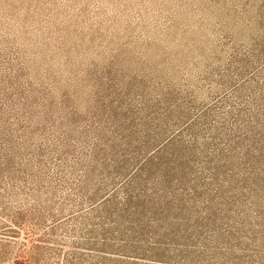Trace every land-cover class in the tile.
I'll use <instances>...</instances> for the list:
<instances>
[{
    "label": "rangeland",
    "instance_id": "374dc122",
    "mask_svg": "<svg viewBox=\"0 0 264 264\" xmlns=\"http://www.w3.org/2000/svg\"><path fill=\"white\" fill-rule=\"evenodd\" d=\"M262 244L264 0H0V264Z\"/></svg>",
    "mask_w": 264,
    "mask_h": 264
},
{
    "label": "trees",
    "instance_id": "16d2710c",
    "mask_svg": "<svg viewBox=\"0 0 264 264\" xmlns=\"http://www.w3.org/2000/svg\"><path fill=\"white\" fill-rule=\"evenodd\" d=\"M263 236V235H262ZM244 252H247V251H244ZM248 253V252H247ZM263 253L262 255H264V244H262V246H260V254ZM231 258H229V260H217V263H220V264H244V262H240L238 261L236 258L233 259V261H230ZM216 263V262H215ZM254 264V263H253ZM262 264V263H260Z\"/></svg>",
    "mask_w": 264,
    "mask_h": 264
}]
</instances>
